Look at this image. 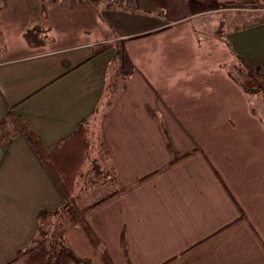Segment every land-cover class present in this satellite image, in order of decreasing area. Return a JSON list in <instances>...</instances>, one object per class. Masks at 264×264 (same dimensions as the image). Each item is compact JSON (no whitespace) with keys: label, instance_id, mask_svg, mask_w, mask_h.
I'll use <instances>...</instances> for the list:
<instances>
[{"label":"crops","instance_id":"1","mask_svg":"<svg viewBox=\"0 0 264 264\" xmlns=\"http://www.w3.org/2000/svg\"><path fill=\"white\" fill-rule=\"evenodd\" d=\"M242 8V0H0V131H12L15 108L52 148L93 118L116 185L128 188L88 218L113 264H264L263 122L229 73L232 65L264 77V24L237 30ZM35 28L44 33L30 45ZM101 45L111 47L96 54ZM114 63L124 88L96 119ZM176 154L188 156L170 165ZM63 202L28 141L0 137V264L31 244L41 212ZM66 240L105 264L81 228Z\"/></svg>","mask_w":264,"mask_h":264},{"label":"trees","instance_id":"2","mask_svg":"<svg viewBox=\"0 0 264 264\" xmlns=\"http://www.w3.org/2000/svg\"><path fill=\"white\" fill-rule=\"evenodd\" d=\"M243 6L259 7L260 13L251 19L243 18L237 30H245L254 26L264 24V0H242ZM44 33L38 28L27 32L26 38L30 45L36 42V38ZM111 45H101L96 48V54L107 50ZM7 47L0 29V59L6 53ZM119 56V52L117 53ZM116 56V57H117ZM256 82L260 83V92H264V77L258 73L252 74ZM248 91V86L241 84ZM110 103H108L109 105ZM15 108L10 109L6 116L12 131L4 125L0 131V137L4 142H8L13 136H23L45 167L52 178L56 188L63 198V205L54 210H45L39 214V227L31 244L22 250L18 257L9 264L19 260H24L27 264H90V260L78 256L69 247L66 235L71 228H81L89 238L92 245L100 249L102 242L97 237L89 223L91 213L124 194L128 188L120 187L114 194L93 204L85 202V196L91 188L101 185V182L94 181L87 187L77 190V180L80 172L86 163L91 149L89 141L92 131L91 118L82 121L77 129L69 136L60 140L54 147L47 148L42 138L28 125L24 119L15 113ZM101 110L96 108L94 116H100ZM252 113L259 116L258 112L252 107ZM100 161L105 165L110 177L105 182L117 183V171L112 164V156L108 147L104 143L99 144ZM188 155H175L170 165H173ZM101 257L105 264H113V260L108 252L103 249Z\"/></svg>","mask_w":264,"mask_h":264},{"label":"rangeland","instance_id":"3","mask_svg":"<svg viewBox=\"0 0 264 264\" xmlns=\"http://www.w3.org/2000/svg\"><path fill=\"white\" fill-rule=\"evenodd\" d=\"M243 7H244V9L242 8L243 11L241 10L240 13H237V14H240V15L243 14L245 19H249V18L251 19L253 16L260 13L259 7H253V6H243ZM247 9H249L250 11H248ZM225 19L226 20L224 22L231 23L232 20L234 19V16L230 14L228 16H225ZM225 26L226 24L221 23V25L219 26V29L223 30ZM114 65L115 66H112L111 71L112 73H116V74L112 75L110 78L108 90H106L104 99L100 106L101 111H104V109L106 108V106L111 100H112V104H111L112 106L113 103L117 101L119 97L121 96L120 90L124 88V80L119 78V76H122L119 70V66L117 63H114ZM229 73L232 75V78H233L232 82L234 83L233 85L236 86V83H237L240 87L243 88V86L238 83V82H241L243 85L246 84L248 86V91L250 94L246 95V99L249 102V104L258 112L259 114L258 118L262 120L263 122L262 124H260L259 129L261 128L263 131L264 130L263 129L264 128V92L261 90V93H260L259 91L260 83L256 82L253 75L249 74L248 72L245 73L240 68L238 69L237 66L231 65L229 68ZM215 113L221 114L218 110H216ZM96 125H97L96 123H92V131L90 132V136H89V141L91 143V149L88 154L86 163L83 166L80 172V176L77 180V190L87 187L89 184H91L94 181L101 182V185L91 188L88 194L85 196V202L87 204L96 203L114 194L119 189V187L115 185L114 182H111V181L105 182L110 177V175L108 174V171L105 168L104 163L100 161L99 144L101 143V136H100V132L97 129L98 127H96ZM261 129L259 130L260 132H261ZM261 137L264 138V136L262 135V132H261ZM102 247L98 249L100 253L102 251Z\"/></svg>","mask_w":264,"mask_h":264},{"label":"built area","instance_id":"4","mask_svg":"<svg viewBox=\"0 0 264 264\" xmlns=\"http://www.w3.org/2000/svg\"><path fill=\"white\" fill-rule=\"evenodd\" d=\"M103 2L109 3L111 5L117 4L118 0H101Z\"/></svg>","mask_w":264,"mask_h":264}]
</instances>
